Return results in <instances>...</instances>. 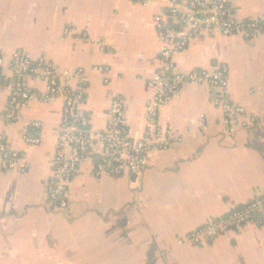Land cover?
Listing matches in <instances>:
<instances>
[{"label":"crops","instance_id":"1","mask_svg":"<svg viewBox=\"0 0 264 264\" xmlns=\"http://www.w3.org/2000/svg\"><path fill=\"white\" fill-rule=\"evenodd\" d=\"M229 2L239 16L264 14V0ZM164 12L165 0H0V52L10 57L23 49L33 59L83 69L89 130L106 131L115 93L127 103L130 134L140 138L154 94L148 82L161 66L155 17ZM174 66H226L231 96L253 125L227 134L212 89L188 85L160 109V125L173 140L151 153L145 172L98 177L96 153L80 164L64 212L53 210L47 187L64 102L33 100L7 123L13 75L0 72V133L27 162L25 172L0 162V264H264L262 214L207 243H180L264 193V34L204 32L174 56Z\"/></svg>","mask_w":264,"mask_h":264},{"label":"built area","instance_id":"2","mask_svg":"<svg viewBox=\"0 0 264 264\" xmlns=\"http://www.w3.org/2000/svg\"><path fill=\"white\" fill-rule=\"evenodd\" d=\"M147 4L149 0H133ZM166 12L155 17L157 36L162 44L161 66L149 80L154 91L147 102L145 131L140 138L130 134L125 112L127 103L115 93L111 96L108 111L109 124L98 135L89 130V115L84 109L87 94V77L83 69L63 68L44 57L33 59L25 50L17 49L10 57L0 52V72L10 70L13 75L11 94L6 110L7 123L14 122L21 109L33 100L48 101L61 98L64 102L61 127L57 133V148L53 158V173L48 181V196L55 212H64L71 202V184L79 173L80 164L92 159L96 153V175H142L148 168L153 151L165 150L173 137L159 122L161 107L188 85H207L213 91V103L222 110L227 134L253 125L245 106L233 100L226 66L215 69L175 71L174 56L185 50L202 33L240 36L251 39L264 34V14L242 17L229 0H165ZM69 34L70 30L66 29ZM42 82L44 90L30 86L29 81ZM40 126L39 122H34ZM26 141L38 144L39 139ZM100 143L101 150L95 146ZM0 162L7 170L27 171L25 155L11 149L0 133ZM264 215V193L255 196L228 214L212 219L180 238V243L202 244L234 229H241Z\"/></svg>","mask_w":264,"mask_h":264},{"label":"water","instance_id":"3","mask_svg":"<svg viewBox=\"0 0 264 264\" xmlns=\"http://www.w3.org/2000/svg\"><path fill=\"white\" fill-rule=\"evenodd\" d=\"M259 215V214H258Z\"/></svg>","mask_w":264,"mask_h":264}]
</instances>
